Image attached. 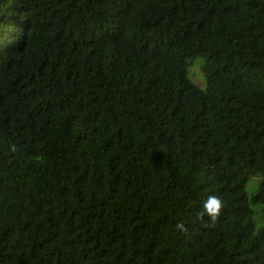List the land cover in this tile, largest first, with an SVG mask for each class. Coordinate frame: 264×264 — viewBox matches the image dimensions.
<instances>
[{"label": "trees", "instance_id": "obj_1", "mask_svg": "<svg viewBox=\"0 0 264 264\" xmlns=\"http://www.w3.org/2000/svg\"><path fill=\"white\" fill-rule=\"evenodd\" d=\"M0 264H264V0H0Z\"/></svg>", "mask_w": 264, "mask_h": 264}, {"label": "rangeland", "instance_id": "obj_2", "mask_svg": "<svg viewBox=\"0 0 264 264\" xmlns=\"http://www.w3.org/2000/svg\"><path fill=\"white\" fill-rule=\"evenodd\" d=\"M199 61H201L202 62V60L201 59H199V60H197L196 62H199ZM196 65V64H195ZM194 65V66H195ZM194 66L190 69V75H189V78L191 79V81L193 82V83H195L198 87H200V88H202V89H205V87H206V80L204 79V76H203V74L201 73V64H200V74L198 73V74H196L195 73V70H194ZM258 178H254V179H252L250 182H249V185H248V190L251 192L252 190H253V188L256 186V180H257Z\"/></svg>", "mask_w": 264, "mask_h": 264}, {"label": "clouds", "instance_id": "obj_3", "mask_svg": "<svg viewBox=\"0 0 264 264\" xmlns=\"http://www.w3.org/2000/svg\"><path fill=\"white\" fill-rule=\"evenodd\" d=\"M205 208L208 210L209 215L215 219V217L219 215L222 203L219 198L213 196L209 198V202L205 205Z\"/></svg>", "mask_w": 264, "mask_h": 264}]
</instances>
